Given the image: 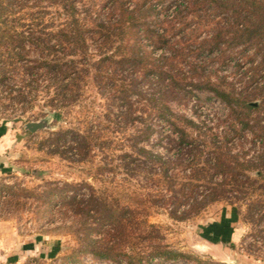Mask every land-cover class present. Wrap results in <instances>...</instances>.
I'll use <instances>...</instances> for the list:
<instances>
[{"label": "rangeland", "instance_id": "rangeland-1", "mask_svg": "<svg viewBox=\"0 0 264 264\" xmlns=\"http://www.w3.org/2000/svg\"><path fill=\"white\" fill-rule=\"evenodd\" d=\"M32 2L19 15L16 13L8 25L34 29L27 59H32L35 65L34 59L44 51L41 47L47 41L46 35L39 32L62 26L67 16L47 0ZM185 4L184 0H163L156 4V10L167 21L182 11L186 15L183 21L194 27L197 23L190 14L194 8H185ZM76 5L80 23L89 26L95 19H105L109 3L76 0ZM162 5L166 7L162 9ZM217 11L209 6L196 8L202 16H212ZM220 16L214 20L218 21ZM202 20L198 23L202 30L197 37L199 41L210 36L215 24ZM181 37L178 32L171 39L177 41ZM88 44L89 53L95 52L94 41L89 40ZM153 51L156 56L171 55L169 49ZM173 62L172 72L184 77L185 82L210 81L229 90L234 88L241 97L256 103L255 109L241 110L243 120L248 119L254 126L251 130L234 121L229 107L210 91L194 89L186 83L183 89L165 93L172 119L180 126L182 118L199 125L186 128L189 138L201 143L199 161L213 163L214 145L226 143L230 155L238 162L248 161L257 169L244 174L239 170L240 174L235 176L238 188L225 185L229 191L224 200L206 204L187 219H172L168 215L169 205L159 204L147 221L158 227L160 240L148 238L151 229L137 223L132 231L134 237L111 241L125 255L121 252L115 258H98L88 251L103 243L108 227L100 226L99 215L92 210L95 202L106 199L114 204L119 199L123 204L130 202L135 192L149 193L155 198L159 192L163 193L150 178L148 168L130 176L115 167L116 155L130 151L132 136L150 122L154 131L139 145L170 160L169 173L179 182L190 176L185 170L190 155L177 144V136L157 115L158 110L150 100L154 85L141 75L134 77L127 68H119L116 79L134 77L144 94L129 97L134 120L122 116L121 111L128 110V105L112 101L110 85L99 84L93 70L78 81L76 100L64 104L58 101V106H52L49 100L52 79L43 76L35 81L20 64L6 65L7 76L0 83V264H264V40L257 47L241 45L227 49L223 56L207 50L197 54L190 47ZM186 89L190 93H185ZM18 90L23 91L20 98L15 96ZM40 119H47L48 126L35 132L25 129L27 122ZM97 131L103 132L107 140L103 149L93 135L88 137V149L82 148L72 133L97 135ZM223 180L233 181V175L216 173L210 165L207 173L200 174L199 186L193 192L186 190L191 195L189 203L213 194V185ZM150 235L156 237L154 232ZM157 243L182 255L174 259L149 256L151 247Z\"/></svg>", "mask_w": 264, "mask_h": 264}, {"label": "trees", "instance_id": "trees-1", "mask_svg": "<svg viewBox=\"0 0 264 264\" xmlns=\"http://www.w3.org/2000/svg\"><path fill=\"white\" fill-rule=\"evenodd\" d=\"M32 1L0 0V83H3L7 76L6 65L20 64L31 76H34L35 81L38 80V77L43 76L52 79V96L49 100L52 106H58L59 103H56L58 101L60 104H64L79 97L78 81L83 78L85 73L93 70L94 77L99 84L110 85L109 93L112 101L128 105V110L121 111L122 116L126 120H134L136 117H132V104L129 97L131 94L144 96L134 78L136 75H141L150 82V85H154L150 100L154 102L158 110L157 115L168 124L171 133L177 136V144L190 155L189 161L185 164V170L188 169L190 176L187 181L179 182L175 176H171L169 173L170 160H165L163 155L157 151L139 145L140 142L146 141L154 131L150 122L145 123L141 132L132 136L130 151L124 150L116 155L115 159L118 163L115 167L122 168L130 176H135L141 172L140 170L148 168V170H144H147L154 184L158 185L163 193L159 192L155 198L149 193L135 192L130 202L123 204H120L119 199L114 204L106 199L95 202L92 210L99 215L100 226L108 228L104 232L106 236L103 237V243L99 246H92L88 252L98 258H115L116 253L123 251H120L121 249L111 241L119 238L127 240L131 236L134 237L133 229L137 223H143L151 229L147 232L148 238L160 240L158 227L147 221V217L151 215L153 209L161 206L159 204L169 205L168 215L172 219H187L193 213H198L206 204L224 200L225 193L229 191L225 185H231L230 189L238 188L239 184L235 176L240 174L239 170H242L244 174L245 171L257 169L254 168L253 163L248 161L238 162L236 157L230 155L226 143L214 145L213 163H201L199 161V156L203 151L199 147L201 143L189 138L186 131L187 127L199 128V125L191 119L182 118L183 126H180L176 120L171 118L172 113L164 96L167 92L171 94L175 90L183 89L186 83L190 84L191 88L210 91L229 107L234 121L238 120L243 127L252 130L254 126L249 124L248 119L243 120L241 115L243 109H255L256 105L250 103L247 97H241V93H237L234 88L229 90L210 81L185 82L184 77H178L172 71L175 66L174 59H177L185 49L190 47H193L197 54L207 50L208 52L216 51L220 56H223L227 49L241 45L248 48L257 47L258 43L264 40V0H184L185 8H194L190 11L198 25L194 27H189V22L183 21L186 15L182 14V11L176 12L172 16V20L163 19V16H160L159 11L156 10V4L163 0H107L109 6L105 19H95L89 26L81 24L77 18L76 0H47L48 3L58 6V10H61L67 19L61 23L60 27L51 31L39 32L46 35L47 41L41 47L44 51L41 50L38 53V59H34L35 65H32V59H27L34 29L29 26L17 29L8 25V22L14 20L15 14L19 15V12ZM37 1L34 0L32 4ZM205 6L218 11L212 16L210 14L202 16L196 12V8ZM165 7L162 5V9ZM218 15H221L220 19L215 21L214 19ZM203 18L206 19V22L213 21L215 24L210 31V36L199 41L197 37L202 30L198 23L204 21ZM167 22L169 25L167 24L166 27L164 24ZM173 22L178 23L177 27L172 24ZM178 32L182 33V39L173 41L171 38ZM34 38L37 41L41 39L39 36ZM89 40L94 41L96 47L93 53H89ZM178 43L181 45L176 48ZM158 49H169L171 55H153V50ZM83 60L87 61H84L87 66L84 65ZM164 65L168 67L164 68ZM122 67L127 68L128 73L133 74L134 77L116 79L115 75ZM184 92L190 93V89H186ZM15 96L22 97L23 91L18 90ZM97 132H99L97 135L72 133L82 148L88 149L90 143L88 137L93 135L98 138L100 148L103 149L107 140L104 138L103 132ZM139 164H142L141 167ZM210 165L213 166L216 173L232 174L233 181L223 180L213 185V194L204 196L199 201L193 199L192 203H189L191 195H187L186 190L189 189L193 192L199 186L197 180H199L200 174L207 173ZM155 175L158 177L156 178ZM140 216L143 217V220L139 221L138 217ZM152 232L156 233V237L150 235ZM151 248L148 252L151 257L163 256L174 259L182 255L167 249L160 243Z\"/></svg>", "mask_w": 264, "mask_h": 264}, {"label": "water", "instance_id": "water-1", "mask_svg": "<svg viewBox=\"0 0 264 264\" xmlns=\"http://www.w3.org/2000/svg\"><path fill=\"white\" fill-rule=\"evenodd\" d=\"M254 105H256V103H252ZM47 119H40V120H37V121H30V122H27L25 124V129L28 130L29 132H35L39 129H42V128H45L47 127Z\"/></svg>", "mask_w": 264, "mask_h": 264}]
</instances>
